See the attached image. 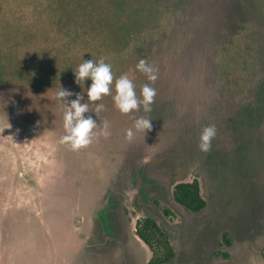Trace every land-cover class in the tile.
Masks as SVG:
<instances>
[{
    "label": "rangeland",
    "instance_id": "1",
    "mask_svg": "<svg viewBox=\"0 0 264 264\" xmlns=\"http://www.w3.org/2000/svg\"><path fill=\"white\" fill-rule=\"evenodd\" d=\"M139 1L0 0L6 89L87 86L75 82L80 58L104 57L142 99L137 62L158 69L151 111L78 151L59 142L63 121L22 120L10 103L0 113V264H148L143 217L166 234L170 264H264V25L234 0L228 13L229 0ZM141 116L146 134L133 127ZM208 125L217 134L203 153ZM193 180L198 215L171 197Z\"/></svg>",
    "mask_w": 264,
    "mask_h": 264
},
{
    "label": "clouds",
    "instance_id": "2",
    "mask_svg": "<svg viewBox=\"0 0 264 264\" xmlns=\"http://www.w3.org/2000/svg\"><path fill=\"white\" fill-rule=\"evenodd\" d=\"M82 57V56H81ZM136 70L143 73L149 84H144L141 88V97L138 98L133 84L127 73L121 74L115 79V94L112 95L114 106L121 114H128L134 110H138L141 106L144 112L151 111V105L157 94L154 87L150 86L158 77V69L155 65L149 64L146 60L140 59L136 66ZM75 82H83L90 79L92 83L86 90L87 102L84 101V90L79 93H73L69 89L59 87L55 93L56 99L63 105V129L64 135L60 137V143L68 145L72 151H78L90 145L94 139L99 136L107 138L110 135L109 121L104 120L102 127L97 124L96 120L87 113H100L104 110L103 103H92L100 101L102 97L111 94V86L113 84L112 65L105 62L104 57L99 59H88L81 62L73 71ZM75 95V99L67 98ZM84 101V102H82ZM91 109V110H90ZM136 131H151V119L143 116L138 117L133 125ZM217 129L215 125L205 126L200 134L198 148L201 152L207 153L212 147V141L216 137ZM133 128H129L125 132V139L129 142L133 139Z\"/></svg>",
    "mask_w": 264,
    "mask_h": 264
},
{
    "label": "trees",
    "instance_id": "3",
    "mask_svg": "<svg viewBox=\"0 0 264 264\" xmlns=\"http://www.w3.org/2000/svg\"><path fill=\"white\" fill-rule=\"evenodd\" d=\"M137 1L141 3L139 0ZM144 1L148 0H143V3ZM227 1L228 0H225V2ZM231 1L233 0H229L227 13L231 11L229 10L231 7ZM234 1H238V5L241 7V16L243 13H245L246 17L251 15L248 16V19L254 21L253 18H256V26L260 27L264 25V9L260 4V0ZM146 3L149 2H145L144 4ZM245 9L247 10L245 11ZM255 13H257V15H255ZM140 20L144 26L145 22L148 23L147 16H143V18L140 16ZM228 20L230 21V27L233 28L232 22L234 21L230 18H228ZM235 28L237 29L238 25H235L234 29ZM114 85L115 82H113L111 86L110 95L102 97L100 101L92 102L103 103L107 108L96 115L91 112L85 115H91L99 125H102V122L107 120L109 121V124L117 122L116 124L128 126L131 124V120L133 118L131 114L132 112L128 114H121L119 110L115 108L114 102L112 100V95L115 94ZM89 86L90 85L77 86L76 84H71L68 87H62L69 89L73 93H79L84 90V101H86V90ZM57 90L58 89L53 88L46 90H33L31 88L25 87L22 90L11 91L3 87L0 83V113L10 110L8 105L10 103L11 110H13L17 117L21 118L22 120L35 123L44 121V119L63 121L64 107L55 97ZM67 99L69 101L75 99V95ZM171 197L175 204L183 208L187 213L193 215L201 214V212H203L206 208V202L201 196L199 183L196 180H193L192 182H182L175 184L172 189ZM135 234L147 246L149 249L148 251L151 252V258L148 261V264H170L174 261L176 254L170 245L166 234L152 218L143 217V219L136 221ZM223 238H225V242L230 245L228 239H226L225 236ZM223 256L227 257L226 254H223Z\"/></svg>",
    "mask_w": 264,
    "mask_h": 264
}]
</instances>
